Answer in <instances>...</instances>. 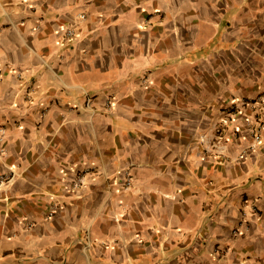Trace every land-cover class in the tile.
Masks as SVG:
<instances>
[{"label":"crops","instance_id":"obj_1","mask_svg":"<svg viewBox=\"0 0 264 264\" xmlns=\"http://www.w3.org/2000/svg\"><path fill=\"white\" fill-rule=\"evenodd\" d=\"M263 94L264 0H0V264H264Z\"/></svg>","mask_w":264,"mask_h":264},{"label":"built area","instance_id":"obj_2","mask_svg":"<svg viewBox=\"0 0 264 264\" xmlns=\"http://www.w3.org/2000/svg\"><path fill=\"white\" fill-rule=\"evenodd\" d=\"M85 18H86V14L81 13L79 16V21H83L85 20ZM77 25L78 24H72L64 29L63 34L65 39L68 40L74 38L77 35V31H78ZM249 105L250 106L254 105V107L258 106L259 110L261 109L262 111H264V94L258 100H254V101L249 99L238 100V102L234 103L233 106H230L232 110L229 111V113H231V115H234L235 112L241 111L242 108ZM226 128H227V120H225V117H223L222 120H220L216 125L212 127L209 134L202 137L201 140L205 145V151L208 154H212L213 156L215 154L219 156H223L226 154L227 152ZM248 130L252 137V140L248 144V146L243 150L239 158L244 157L249 150L257 149L262 142L263 126L260 121H258L257 119L254 122L248 121ZM0 133H1L0 134L1 139H4L5 129L0 128ZM91 169H92L91 166H87L81 172H78L75 176L71 177L68 180L72 189L81 188L87 183V176L91 171ZM7 179H8L7 176L0 175V184L6 182ZM132 187H133V176L130 173H126L125 180L123 183V188L128 191L131 190Z\"/></svg>","mask_w":264,"mask_h":264}]
</instances>
